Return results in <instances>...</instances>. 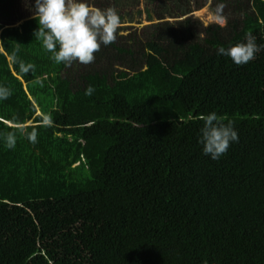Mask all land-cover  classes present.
<instances>
[{
	"label": "trees",
	"instance_id": "obj_1",
	"mask_svg": "<svg viewBox=\"0 0 264 264\" xmlns=\"http://www.w3.org/2000/svg\"><path fill=\"white\" fill-rule=\"evenodd\" d=\"M31 1L0 0V264H264V51L217 55L264 44V0H223L225 26L187 16L220 0H87L121 24L71 67L33 35ZM213 111L238 133L215 161L197 143Z\"/></svg>",
	"mask_w": 264,
	"mask_h": 264
},
{
	"label": "clouds",
	"instance_id": "obj_2",
	"mask_svg": "<svg viewBox=\"0 0 264 264\" xmlns=\"http://www.w3.org/2000/svg\"><path fill=\"white\" fill-rule=\"evenodd\" d=\"M226 4L220 0L212 12V20L219 26L227 24L223 14ZM32 18L37 23L33 35L41 41L43 49L50 53V59L56 64L71 67L79 63L88 65L95 60V53L101 47H107L116 41V33L121 24L120 16L113 7L104 9L92 7L87 0H34L31 6ZM264 51V44H257L256 38L248 33L242 43L230 47L220 46L217 55L227 57L233 64L242 66ZM22 73H27L33 66L19 65ZM92 88L86 89L91 94ZM11 91L0 86V101L6 100ZM197 143L201 154L211 160H218L225 154L231 143L238 142V133L231 122H224L215 111L201 115ZM42 123L52 124L50 116H43ZM29 142L36 143V132L22 130ZM4 144L11 149L15 146L16 133L7 132L2 136Z\"/></svg>",
	"mask_w": 264,
	"mask_h": 264
},
{
	"label": "rangeland",
	"instance_id": "obj_3",
	"mask_svg": "<svg viewBox=\"0 0 264 264\" xmlns=\"http://www.w3.org/2000/svg\"><path fill=\"white\" fill-rule=\"evenodd\" d=\"M31 3H32L31 0H26V5H24V6H25L24 9L28 10L29 5H30ZM21 6H23V5H21ZM146 6H148V7H153V4L148 5V3H146L144 0H140V4L137 6V9L143 11V10H145V7H146ZM30 13L32 14L31 9H30ZM191 14H192L194 17L199 18V19L203 22L204 25H205V24H208V23H211V22H214V21L212 20V18H211L210 13H208V11H207L206 8H202V9H200L199 11H195L194 13H190V14H188L187 16H190ZM144 17H145V14L142 13V14H141V21H140V23H139V24H135L134 26L132 25V26L135 27V28H137L138 30H140L141 27L147 25L148 22L146 21V19L144 20ZM123 26H125V25H123ZM27 124H30V122H28ZM27 124H25V125H27Z\"/></svg>",
	"mask_w": 264,
	"mask_h": 264
}]
</instances>
